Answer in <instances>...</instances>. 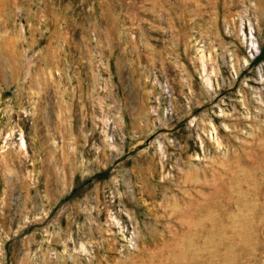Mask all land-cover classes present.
Here are the masks:
<instances>
[{
	"label": "rangeland",
	"instance_id": "rangeland-1",
	"mask_svg": "<svg viewBox=\"0 0 264 264\" xmlns=\"http://www.w3.org/2000/svg\"><path fill=\"white\" fill-rule=\"evenodd\" d=\"M0 264H264V0H0Z\"/></svg>",
	"mask_w": 264,
	"mask_h": 264
}]
</instances>
